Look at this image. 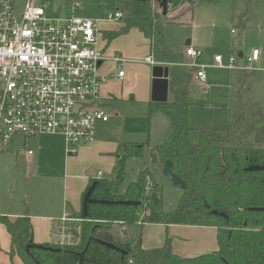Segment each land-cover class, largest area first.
I'll use <instances>...</instances> for the list:
<instances>
[{
    "label": "trees",
    "instance_id": "obj_1",
    "mask_svg": "<svg viewBox=\"0 0 264 264\" xmlns=\"http://www.w3.org/2000/svg\"><path fill=\"white\" fill-rule=\"evenodd\" d=\"M99 1L123 12L124 27L120 33L137 29L153 41L155 49L162 42L163 32L157 25L160 15L154 11L152 0ZM219 1L171 0V5L177 9L187 2L196 5ZM188 84L189 81L172 78V101L149 106V117L162 112L170 119V137L155 149H150L148 141L120 145L112 178L98 180L92 195L96 200L141 202V206L88 205L81 232L73 231L79 243L63 247L35 244L27 214L15 222L2 218L13 239L11 254H18L25 264H264V211H252L264 207V172L248 171L252 166H264V124L261 120L250 123L242 109L224 129H198L199 142L190 143ZM253 116L263 119L264 114L256 110ZM252 135L253 142L249 140ZM147 151L153 161L160 159L163 168L170 162L172 173L187 185L174 213L163 211L161 188L152 181V186L148 185V171L142 173L138 182L129 184L124 194L119 193L127 161L143 158ZM213 211L225 214L227 220L212 215ZM138 222L215 227L219 250L183 259L173 254L169 241L156 249H145L139 241L123 243L114 225ZM100 241L115 245L120 251Z\"/></svg>",
    "mask_w": 264,
    "mask_h": 264
},
{
    "label": "crops",
    "instance_id": "obj_2",
    "mask_svg": "<svg viewBox=\"0 0 264 264\" xmlns=\"http://www.w3.org/2000/svg\"><path fill=\"white\" fill-rule=\"evenodd\" d=\"M69 1L72 3L73 12L81 11V5L78 2L75 0H68L67 2ZM152 1L154 11L160 15L157 25L162 32L161 23L163 21L170 22V24H184L183 21L179 20L180 18L170 19V16L173 14L180 15L183 12L187 15L191 11L189 8L193 6L187 2L179 6L178 9L172 10V5H170L169 13L164 18L160 14L156 0ZM220 1L217 3H198L197 5L214 6L219 4ZM76 3L80 5L79 9H74ZM49 14L61 16L60 11ZM92 20L99 21V51L107 59L100 67V74L108 77V81L103 85L101 92L102 106L105 109L106 107H112L115 111V104L130 102L147 106L149 113L150 104H166L172 101L170 94V81L172 78L189 81L191 107L193 106L190 100L191 84L197 82L202 89L208 88L207 65V81L205 84L196 80L194 73L188 68L169 66L175 62H190L186 50L190 47L200 50L195 47V44L193 45L192 41L186 43V49L172 51L165 45L166 34L163 32V40L155 49L153 41L146 38L137 29L120 33L124 27L122 21ZM191 21L193 23V16L187 19L186 22L191 23ZM242 27L245 30L247 29L245 24ZM112 33L120 34L116 37H110ZM259 52L258 61L253 63L254 70H250V73L239 72L241 89L244 87L246 80L255 78L257 72H259L258 75L264 74V69L260 70L258 68L264 66V61H261L262 52ZM117 55L125 60L122 66L125 72L123 79L115 76L118 72V66L112 59ZM150 55H153L157 65L151 66L144 63V60ZM250 55L239 53L243 65L245 58ZM166 57H175V59L168 60ZM227 60L224 59L225 62ZM199 62L204 64L203 51ZM155 71L158 76L154 75ZM251 71L253 72L251 73ZM166 73H168L167 86L160 82L166 80ZM155 80H160L158 81L160 83H155ZM165 97L167 98L166 101H164ZM258 105L264 108V102L258 103ZM263 108H254L253 115L256 110H261L264 114ZM158 113L162 112L155 114ZM255 117L261 120L263 126L264 116L263 119L259 116ZM168 120L172 134V124L169 118ZM99 123L108 125L109 120ZM103 129L101 128L97 132L94 130V141L78 145L76 147L77 153L74 155L68 153L66 141L60 135H43L28 142L19 138L7 146L0 142V264H25L18 254H11L14 248L13 239L2 218L15 222L27 214L31 220L34 242L40 246H57V244L70 246L79 243L76 242L73 231L76 230L78 234L79 232L77 229H71V226H74L77 220L83 222L84 195L94 182L100 180L97 176L99 173L102 174L101 179H107L106 174L109 176L108 179L112 178L118 159L117 150L120 145L127 143L122 140L115 141L108 137L106 132L113 129L112 126L108 125ZM56 139H61L59 145L51 143ZM150 149L152 148L150 147ZM30 151L33 152L31 155L28 154ZM66 215L76 221L63 222L62 219ZM67 228L68 230H66ZM114 229L123 243L135 244L139 241L145 249L161 248L169 241L173 254L183 259L196 258L219 250L218 230L212 226L115 224ZM54 232L56 235H54Z\"/></svg>",
    "mask_w": 264,
    "mask_h": 264
},
{
    "label": "built area",
    "instance_id": "obj_3",
    "mask_svg": "<svg viewBox=\"0 0 264 264\" xmlns=\"http://www.w3.org/2000/svg\"><path fill=\"white\" fill-rule=\"evenodd\" d=\"M79 7L74 5V9ZM20 9L18 15L16 0H0V142L7 146L19 138L28 142L43 135H60L68 153L74 155L78 145L94 141L95 124L110 117L101 100L108 77L100 74L107 59L99 51V21L51 15L36 0H25ZM123 17L117 10L108 14L106 21L117 22ZM186 55L189 63L169 66L188 68L205 84L207 66L199 62L202 51L190 47ZM259 55L254 50L244 65L235 57L225 62L217 56L215 65L247 72L253 70ZM112 60L118 66L115 76L123 79L125 60L118 55ZM144 63L157 65L153 55ZM97 176L102 178L101 173ZM148 185L152 186L149 178ZM62 221L76 220L66 215Z\"/></svg>",
    "mask_w": 264,
    "mask_h": 264
},
{
    "label": "rangeland",
    "instance_id": "obj_4",
    "mask_svg": "<svg viewBox=\"0 0 264 264\" xmlns=\"http://www.w3.org/2000/svg\"><path fill=\"white\" fill-rule=\"evenodd\" d=\"M24 1L16 0L18 15L22 13L20 7ZM67 1L36 0V3L40 6L46 5L48 13L60 11L61 17H67L69 14L106 21L107 15L114 13L111 7L99 0H75L81 5V11L73 12L72 3ZM189 10L191 11L187 15L183 12L180 15L170 16V19L180 18L179 20L184 24H170L163 21L161 29L166 34L165 45L168 48L172 51H180L182 48L186 49L188 41H192L195 47L203 51V63L208 66V88L202 89L197 82H193L190 86V100L193 106L189 114V127L192 129L189 141L197 144L200 140L198 129L204 126L224 129L227 124L237 119L242 108L246 110V117L250 123L258 120V117L253 116V111L257 107L263 108L258 103L264 102V74L258 75L257 72L255 78L246 80L241 89L240 73L235 70L218 69L214 59L221 56L227 60L234 56L238 64L243 65L239 53L249 55L254 49H258L262 52L261 61H264V0H221L214 6L196 4ZM192 16L193 23L186 22ZM243 24L246 25V30L243 29ZM166 58L175 59V57ZM258 68L262 70L264 66ZM115 107V111L112 107H106V113L110 116L107 124L113 127L106 133L113 140L138 143L149 140L150 147L155 149L171 135L170 122L163 113L155 114L151 118L147 106L130 102L115 104ZM108 125L97 122L94 130L97 132ZM249 140L253 142L254 136H250ZM51 143L59 145L61 139L53 140ZM145 171H148L149 179L161 188L163 211L174 213L183 196V189L164 176L160 159L153 161L149 151L143 158H130L127 161L124 181L119 192L125 193L128 185L138 182ZM105 177L108 179L109 176L106 174ZM80 224L83 223L77 220L71 229H77L80 233ZM76 242H79V239L76 238ZM65 245L57 244L60 247Z\"/></svg>",
    "mask_w": 264,
    "mask_h": 264
},
{
    "label": "water",
    "instance_id": "obj_5",
    "mask_svg": "<svg viewBox=\"0 0 264 264\" xmlns=\"http://www.w3.org/2000/svg\"><path fill=\"white\" fill-rule=\"evenodd\" d=\"M156 3L158 5L159 11L161 16H163L164 18L167 17L168 13H169V9H170V5H171V0H156ZM155 76H158L156 74V71L154 73ZM165 78L166 80L164 82L160 81V80H155V83H163L165 86H167V82H168V73L165 74ZM160 81V82H158ZM166 97L164 98V101H166ZM163 101V102H164ZM171 167L172 164L170 162L166 163V165L163 168V173L164 176L170 180L174 185L182 188L183 190H185L187 188V185L184 181H182L181 179H179L178 177H176L172 171H171ZM248 171L250 172H264V166H252L248 169ZM98 181L94 182L92 184V186L90 187V189L88 190V192L86 193V196L84 198V202H83V217L87 218L88 216V205L89 204H99V205H123V206H135V207H139L142 205L141 202H133V201H108V200H96L92 198L93 192L97 186ZM252 211H264V207L263 208H256V209H252ZM212 215L216 216V217H222V218H226L225 214L221 213V212H216L213 211ZM227 220V218H226ZM102 244L119 250L120 249L118 247H116L115 245H112L110 243L104 242V241H100ZM34 260L36 261L35 257ZM36 264H41L40 262L36 261Z\"/></svg>",
    "mask_w": 264,
    "mask_h": 264
}]
</instances>
